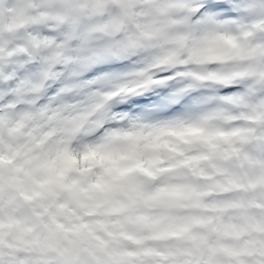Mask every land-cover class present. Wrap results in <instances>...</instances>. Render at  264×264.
<instances>
[{
    "label": "snow or ice",
    "instance_id": "1",
    "mask_svg": "<svg viewBox=\"0 0 264 264\" xmlns=\"http://www.w3.org/2000/svg\"><path fill=\"white\" fill-rule=\"evenodd\" d=\"M0 264H264V0H0Z\"/></svg>",
    "mask_w": 264,
    "mask_h": 264
}]
</instances>
